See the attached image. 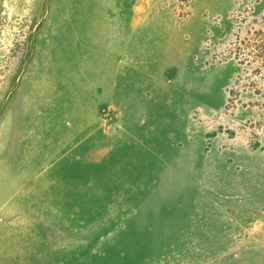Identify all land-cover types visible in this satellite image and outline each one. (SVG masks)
<instances>
[{
	"label": "rangeland",
	"instance_id": "374dc122",
	"mask_svg": "<svg viewBox=\"0 0 264 264\" xmlns=\"http://www.w3.org/2000/svg\"><path fill=\"white\" fill-rule=\"evenodd\" d=\"M0 264H264V0H0Z\"/></svg>",
	"mask_w": 264,
	"mask_h": 264
}]
</instances>
